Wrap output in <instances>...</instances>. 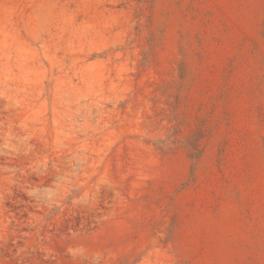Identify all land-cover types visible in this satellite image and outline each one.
<instances>
[{"label": "rangeland", "instance_id": "rangeland-1", "mask_svg": "<svg viewBox=\"0 0 264 264\" xmlns=\"http://www.w3.org/2000/svg\"><path fill=\"white\" fill-rule=\"evenodd\" d=\"M0 264H264V0H0Z\"/></svg>", "mask_w": 264, "mask_h": 264}]
</instances>
